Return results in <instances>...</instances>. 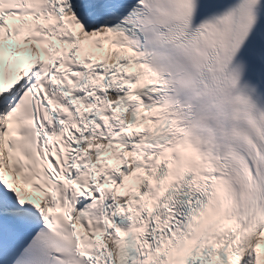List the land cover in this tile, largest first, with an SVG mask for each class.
Wrapping results in <instances>:
<instances>
[{
    "label": "snow or ice",
    "instance_id": "obj_1",
    "mask_svg": "<svg viewBox=\"0 0 264 264\" xmlns=\"http://www.w3.org/2000/svg\"><path fill=\"white\" fill-rule=\"evenodd\" d=\"M0 264H264V0H0Z\"/></svg>",
    "mask_w": 264,
    "mask_h": 264
}]
</instances>
